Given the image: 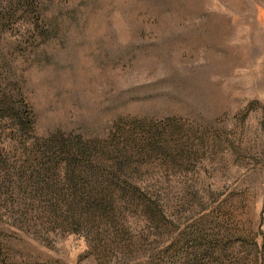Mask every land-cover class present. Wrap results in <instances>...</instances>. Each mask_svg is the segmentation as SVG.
<instances>
[{
	"label": "rangeland",
	"instance_id": "rangeland-1",
	"mask_svg": "<svg viewBox=\"0 0 264 264\" xmlns=\"http://www.w3.org/2000/svg\"><path fill=\"white\" fill-rule=\"evenodd\" d=\"M58 131L162 138L100 199ZM0 264H264V0H0Z\"/></svg>",
	"mask_w": 264,
	"mask_h": 264
},
{
	"label": "trees",
	"instance_id": "trees-1",
	"mask_svg": "<svg viewBox=\"0 0 264 264\" xmlns=\"http://www.w3.org/2000/svg\"><path fill=\"white\" fill-rule=\"evenodd\" d=\"M25 112L26 113L24 115L19 114L16 116L18 119L16 124L17 131H20L22 125H27V123L33 124L34 126V113L28 112V109L25 110ZM161 138L162 137L159 136V134L149 135L144 138L145 143L150 146L149 149L144 146L135 148L132 146L133 143H131L130 140H126L125 142L113 141L112 144L115 146L113 153L112 151L106 150L104 146L93 147L91 145L92 142L86 139L84 140L82 136L66 137L65 133H62L61 131L51 134L46 141L50 147L49 151H53V153L61 159L58 160V162L61 163L59 165L65 163L64 165L66 170L64 178L69 187L72 189V194H75V191L79 187L80 183L83 186H86L85 184L89 183V185H92L91 189L93 191L98 190L101 192L102 195H100V199H103L104 197L107 199L108 196L106 195V192L109 191V193H116L117 188L129 190L132 194H135L138 190L141 191V186L145 183L143 180L133 178L131 180L119 181L116 180L110 173L127 172V168L130 166L129 160L133 157L131 152L132 150H134L136 154L137 151H141V155L143 157H146L148 151L152 153L156 152V154H158V143ZM146 149H148L147 152H145ZM102 158L103 160H115L113 164L114 167L112 172L106 173L104 178L99 181V184H96V182H92L94 177L96 179L102 174H99L100 166L98 164H94L93 162L94 160H102ZM59 165L51 163V167L45 169L48 172L55 173L56 170H58ZM105 168L108 167L105 166ZM145 186L147 187L148 185L145 184ZM76 196H78V194H76ZM84 203L89 207V210L94 208L95 202L92 203L89 199L85 198Z\"/></svg>",
	"mask_w": 264,
	"mask_h": 264
}]
</instances>
